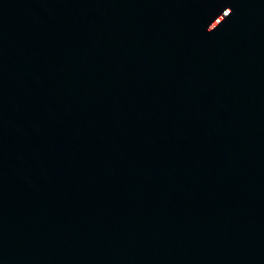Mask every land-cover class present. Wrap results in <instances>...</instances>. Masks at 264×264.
<instances>
[{
	"label": "water",
	"instance_id": "95a60500",
	"mask_svg": "<svg viewBox=\"0 0 264 264\" xmlns=\"http://www.w3.org/2000/svg\"><path fill=\"white\" fill-rule=\"evenodd\" d=\"M0 264H264V0H0Z\"/></svg>",
	"mask_w": 264,
	"mask_h": 264
}]
</instances>
